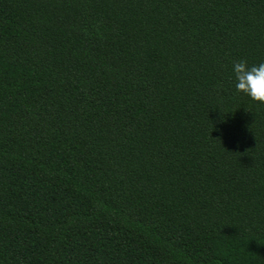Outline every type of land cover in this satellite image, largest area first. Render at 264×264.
Wrapping results in <instances>:
<instances>
[{"label":"trees","instance_id":"1","mask_svg":"<svg viewBox=\"0 0 264 264\" xmlns=\"http://www.w3.org/2000/svg\"><path fill=\"white\" fill-rule=\"evenodd\" d=\"M264 0H0V264H264Z\"/></svg>","mask_w":264,"mask_h":264},{"label":"clouds","instance_id":"2","mask_svg":"<svg viewBox=\"0 0 264 264\" xmlns=\"http://www.w3.org/2000/svg\"><path fill=\"white\" fill-rule=\"evenodd\" d=\"M235 88L252 100L264 103V62L249 66L246 60L233 63Z\"/></svg>","mask_w":264,"mask_h":264}]
</instances>
